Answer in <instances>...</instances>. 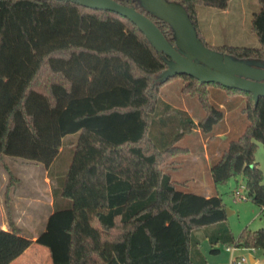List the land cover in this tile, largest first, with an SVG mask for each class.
Wrapping results in <instances>:
<instances>
[{
	"label": "trees",
	"instance_id": "obj_1",
	"mask_svg": "<svg viewBox=\"0 0 264 264\" xmlns=\"http://www.w3.org/2000/svg\"><path fill=\"white\" fill-rule=\"evenodd\" d=\"M113 1L148 18L174 46L172 29L138 0ZM165 1L183 8L197 35L195 8L223 10L229 0ZM256 2L250 31L258 47L211 50L264 62V0ZM166 61L114 13L76 2L0 0L1 165L10 157L48 168L63 140L75 136L67 144L66 171L51 191L53 211L34 240L20 235L3 198L8 230H0V264H10L32 243L47 250L51 264H206L196 232L213 256L218 244L264 252V228L243 229L234 239L219 195L183 193L166 172L185 135L197 129L205 141L213 138L225 130L224 111L238 108L245 124L211 161V183L241 178L247 200L264 208L253 157L257 144L264 149V98L254 105L249 94L224 89L231 101L223 110L209 100L210 84L184 75L155 80ZM176 78L181 93L196 98L204 112L196 124L162 102L163 114L154 115L160 88Z\"/></svg>",
	"mask_w": 264,
	"mask_h": 264
},
{
	"label": "rangeland",
	"instance_id": "obj_2",
	"mask_svg": "<svg viewBox=\"0 0 264 264\" xmlns=\"http://www.w3.org/2000/svg\"><path fill=\"white\" fill-rule=\"evenodd\" d=\"M259 6L256 0H229L225 9L218 10L206 6H198L196 10V31L199 41L202 45L209 49H219L222 47H237V48H257L258 44L255 36L250 31V21L252 15L256 13ZM252 64H258L263 66L264 62L251 61ZM162 74L159 73L154 77L157 81H163ZM171 78V77H170ZM183 82L181 79H172L168 83L164 84L159 91V103L155 108L154 115L159 119L163 114L162 103L168 104L170 107L177 110H187L189 111L190 117L197 123L202 119L204 112L201 109L198 101L194 97H190L181 93V88ZM209 100L212 104L223 106L225 110V101H231L230 96H226L225 90L219 88L215 85H208ZM162 102V103H161ZM238 106V105H237ZM226 111V110H225ZM226 113V112H224ZM155 121L156 118L154 119ZM242 122V124H241ZM245 122L238 114V108L233 109L230 113L225 115V124L227 127L228 134L226 139H235L242 131ZM191 135L186 136L183 141L178 143L179 147H187L189 153L178 159H171L169 161L170 167L179 166V172L173 174V178L181 182V180L189 183L188 187H176L177 190L195 193L198 195H203L212 190L210 194L213 196L215 194L219 195L224 206V211H228L226 217V222L229 231L234 239L240 234L243 229L249 230L251 232L258 229L264 228V213L260 214V209L253 205L249 200L240 201L237 197H234V192L238 191L239 195H243V190L240 188L243 186V180L238 178L236 181L230 179L225 184L218 186H210L211 180L209 176V165L211 161L204 159V146L209 153V140L205 141L198 132L194 129ZM227 140V141H228ZM75 136L69 135L63 140V144L59 150L53 166V170L57 171L58 175L65 173L66 168L70 161V150L71 146H67L68 142L74 143ZM254 161L262 174V185L264 186V149L260 144H257L254 152ZM1 164V163H0ZM3 165L9 167L12 175H16V170L21 164H32L25 162L18 158L6 157L3 160ZM0 170L2 168L0 167ZM8 177L7 173H4ZM6 180H8L6 178ZM5 180V183H6ZM197 182V183H196ZM203 185L204 188H197L196 185ZM241 185V186H240ZM49 207H44L42 212L47 211ZM24 228V232L28 231L30 228L36 233L41 232L44 227L43 225ZM30 233V232H29ZM28 238L30 235L28 233L24 234ZM195 236L198 240V250L200 254L208 260V264H228L230 258H243L244 261L241 264H250L248 256L258 257L259 260L256 264H264L263 251L248 249H235L231 255L225 253L224 246L218 244L216 248L218 249L217 255H210L208 250L210 249L207 241L201 236L200 232H196ZM33 251L42 248L35 243L31 245ZM230 247H232L230 245Z\"/></svg>",
	"mask_w": 264,
	"mask_h": 264
},
{
	"label": "water",
	"instance_id": "obj_3",
	"mask_svg": "<svg viewBox=\"0 0 264 264\" xmlns=\"http://www.w3.org/2000/svg\"><path fill=\"white\" fill-rule=\"evenodd\" d=\"M57 1L76 2L90 10L111 12L133 24L154 50L166 58V69L161 72L163 81L175 75H184L201 84H212L223 89L247 93L254 105L259 98H264V64L259 66L237 61L204 47L183 8L176 3L165 0H138L148 13L172 29L174 46H171L153 22L131 7L120 5L113 0ZM224 213L227 216L228 211L225 210Z\"/></svg>",
	"mask_w": 264,
	"mask_h": 264
},
{
	"label": "crops",
	"instance_id": "obj_4",
	"mask_svg": "<svg viewBox=\"0 0 264 264\" xmlns=\"http://www.w3.org/2000/svg\"><path fill=\"white\" fill-rule=\"evenodd\" d=\"M219 108L224 109L221 105H219ZM181 111H184L190 117L189 111L187 110H181ZM227 113L229 112L226 111V113H224V119H223L224 122H225V115ZM190 119L194 124H196V122L191 117ZM228 133L229 132L227 130V127H225L224 131H220V133L214 135L213 138H209V144H210L209 153L207 155L204 146L203 149L204 159L208 161H212L218 157L219 152L226 145V136ZM188 135L190 136L191 134L189 133L185 135L179 142L183 141L184 138ZM177 147H179L178 144ZM179 148L182 149V152L179 155H177L175 158H173V161L175 159L187 155L190 151L188 150L187 147H179ZM54 161L51 163V165L48 168H44L41 165L34 163L21 164L19 165L18 169H15L16 170L15 176L12 175L9 167H4L3 165L0 164V167L2 168V170H0V230L2 231L8 230V226L6 224L5 209L3 207V198L7 197L9 204L8 214L10 216L13 225L19 230L20 235L28 238L26 235H24L28 233L30 235L29 239L32 240L35 239V237L38 234L36 233L37 231H34L30 228L28 231L24 232V228H26L27 226L29 227L37 226L38 228H40L39 225H43L44 227L47 217L53 211L51 191L53 190V188H55L56 183L64 175V172L58 175L57 171L53 170L52 165L54 164ZM209 169H210V165H209ZM166 172L169 175L171 181L176 184V187L178 186L183 188L188 187L189 183L185 182L186 180L185 181L181 180V182H179L178 180L173 178V174H177L179 172L178 165L176 167L174 166L170 167V169L166 170ZM4 173L7 174L9 173L10 175H7L8 177H6ZM6 178L8 180H6ZM210 186H213L212 183L210 184ZM196 187L204 188L202 184L200 186L196 185ZM181 192L191 193L183 190ZM210 192H212V190H209L208 193L203 195H198L195 193H191V194L208 198L212 196L211 195L212 193L210 194ZM44 207H49V209H47V211L43 213L42 210ZM260 214H262L261 209H260ZM31 245L10 264H51L48 252L44 247L39 249L35 248V250L33 251V247ZM255 251L256 250H253L252 252ZM225 253L227 252L225 251ZM262 254L264 255V252H262ZM248 260L250 264H256L259 258L255 256H248ZM205 261L206 264H208V260L205 259Z\"/></svg>",
	"mask_w": 264,
	"mask_h": 264
},
{
	"label": "built area",
	"instance_id": "obj_5",
	"mask_svg": "<svg viewBox=\"0 0 264 264\" xmlns=\"http://www.w3.org/2000/svg\"><path fill=\"white\" fill-rule=\"evenodd\" d=\"M240 188L243 190V187H240ZM233 195H234V197H237V199L240 201H246L247 200L244 192H243V195H239L238 191H235ZM261 213H264V208H261ZM224 250L227 253L231 254L232 252H234L235 248L226 247V248H224ZM243 261H244L243 258H230L228 264H241Z\"/></svg>",
	"mask_w": 264,
	"mask_h": 264
}]
</instances>
